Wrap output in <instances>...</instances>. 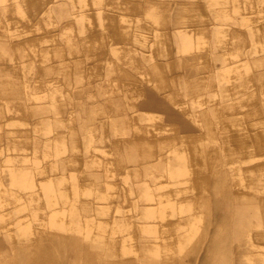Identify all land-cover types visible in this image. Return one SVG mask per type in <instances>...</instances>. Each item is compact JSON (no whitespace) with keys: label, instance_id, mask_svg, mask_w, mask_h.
Here are the masks:
<instances>
[{"label":"rangeland","instance_id":"rangeland-1","mask_svg":"<svg viewBox=\"0 0 264 264\" xmlns=\"http://www.w3.org/2000/svg\"><path fill=\"white\" fill-rule=\"evenodd\" d=\"M62 1L63 7L72 6L68 17H51L48 11L60 0H10L1 6L7 13L15 8L26 16L36 13L40 19L29 23L38 26L39 21L43 30L58 21L63 35L72 33L74 57L62 54L53 61L51 53L63 46L50 40L30 48L38 58L34 67L0 51V99L11 102L7 92L20 90L15 99L24 116L28 112L41 121L31 127L24 118L0 113V199L8 206L0 216L12 214V199L29 190L44 199L49 212L61 215L78 242L98 252L125 249L138 257L129 258L136 264L158 263L162 248L169 264L183 254L197 264H264V249L248 252L240 262L233 249L235 227L221 203L228 194L222 187L251 198L254 183L264 189V149L252 139L264 130V110L251 97H237L252 94L258 80L236 81L228 71H218L209 91L183 97L172 84L179 77L177 50L197 42V29L209 32L211 52L231 57L235 52L226 31L232 27L206 0H157L168 12L161 37L157 29L149 30L143 9L126 8L129 0ZM3 39L0 35V43ZM29 77L45 85L32 90L31 101L23 89ZM249 124L248 153L242 142L231 148L221 144L225 133L246 135L243 127ZM172 137L191 141L187 146L202 158L195 166L202 178L196 191L190 177L171 179L166 158ZM38 142L46 146L39 148ZM174 152L169 159L178 163L180 154ZM243 176L245 182L239 179ZM27 220L25 213L10 216L0 230ZM186 240L192 244L184 250ZM254 240L264 248V238ZM153 251H159L157 260L148 257Z\"/></svg>","mask_w":264,"mask_h":264},{"label":"crops","instance_id":"crops-1","mask_svg":"<svg viewBox=\"0 0 264 264\" xmlns=\"http://www.w3.org/2000/svg\"><path fill=\"white\" fill-rule=\"evenodd\" d=\"M129 1L126 8L143 9L142 12L145 20L150 24L149 30L152 27L157 29L155 35L161 37L160 29L166 27L167 20L165 18L168 15L166 9H160L162 3H159L157 0ZM206 1L216 9V13L220 17L219 19L232 27L231 30L228 29L226 31V37H228V41L235 53L229 57L223 53L217 54L211 52L210 49L213 43L211 44L208 41L209 32L207 29L199 28L193 35L198 37L197 42L194 45L177 50L181 55L180 61L176 63L175 68L179 77H174L172 84L176 89L180 88L182 97L189 94L196 95L203 91L206 93L214 84L213 74L225 70L230 75H234L233 77L236 81L258 80L260 85L258 88L253 86L252 94L247 95L243 92L242 94L239 93L240 95L238 94L237 97L248 99V101L251 97V100L253 98L259 101V109L264 110V0ZM9 2L10 0H0V35L4 38V41L0 43L1 52L12 58L28 60L27 64L34 67L33 65H36L34 60L38 58L34 52L28 53L30 48H33L39 42L50 40L51 43L56 45L60 43L61 47L63 46L58 52L51 53L50 56L53 61L61 58L62 54L74 57L72 33L68 32L66 35H63L62 30L57 28L58 21L52 23L53 27L51 26L50 31L43 30V23L39 21L38 26H32L29 21L35 17L40 19L41 16H35L36 13H28L29 15L26 16L16 8L11 13H7L5 8H1V6H6ZM60 3L49 7L48 11H50L51 17L57 18L59 14L61 17H68L70 15L72 6L65 8L63 7L64 3L62 0H60ZM139 28L144 30L146 26L142 24ZM42 32L43 34H41ZM221 34L225 35L224 32ZM176 35L182 37L183 33L176 32ZM139 36L143 40L146 39L141 33ZM192 79H198L199 84H191L190 80ZM26 80L23 82V89L24 93L28 96V101H31L34 98L32 94L30 95L32 90L43 88L45 85H42V81L36 80L34 77H29ZM19 92L20 90L16 88H12V90L7 92L6 95L10 97H6V99L11 98V102L0 99V113L16 119L24 118V121H27L25 123L31 127L39 124L41 122L40 119L38 118L33 121L30 113L27 112L24 116L22 109L24 106L15 99ZM208 96H213V94H209ZM255 115L254 113L251 118H254ZM251 118L249 120H252ZM251 126L249 124L243 127V133L246 135L238 133H230L228 135L224 132L225 135L222 137L221 144L223 145V142H226L227 147L225 148H231L237 147V144L242 142L246 146L245 153H248L247 142ZM211 134L214 133L211 132ZM252 135L253 143L257 142L264 149V130L259 134L253 133ZM170 139L168 145L173 146V150L169 157L173 156L174 158L176 154L175 150L180 154V162L178 163L176 159L170 160L169 157L166 158L167 161L165 160L170 164L171 170H173V174L170 172L171 179H175L176 175L190 177L192 186H195L191 187V190L196 191V189L201 187L199 182L202 178L195 173V166L200 163L202 158L200 155L195 157L193 150L187 146V143L190 145L191 141L177 137ZM179 144L181 146H178ZM38 146L39 148H43L46 145L44 146L42 142H38ZM27 158L23 155V159ZM44 174L42 173V176L46 177V170ZM239 179L245 182L246 178L243 176L242 179L241 177ZM48 181L50 182V189L55 190L54 188H57L55 181L51 177L48 178ZM207 181L209 182L208 179ZM254 187L256 188H254L252 198L246 195L242 196L238 192H233L229 188L227 189V187H222L221 189V193L228 192L227 195H222L221 203L223 205L226 204L228 207V216L226 218H229V221L231 220L232 225L234 224L236 241L234 240L233 249L236 250V253L240 254L241 263H244V256H247L248 252L264 249L262 248L263 246L254 242V239L260 238L263 240L264 238V231L263 233L258 232L259 235L255 236L256 230H264V189L258 183H254ZM162 199L158 197L156 200L162 202ZM12 200L13 202L16 201L12 207L14 208L12 209L13 213H2L0 223L9 219L10 216L16 217V215H21L22 213L26 214L28 220L22 224L18 221L17 223H13L9 228L0 230V264H136L137 261L133 262L129 258L130 256L134 258L138 257L134 253L130 254V252H126L125 249L116 246L110 247V249L103 247L98 252L95 250V247L78 242L74 234L69 232L72 227H67L64 224L61 215L49 212L50 210H47L45 203H43L44 199L35 197L29 190H23L19 198L14 197ZM183 207L188 208L189 205H184ZM7 208L8 206L0 199V212L7 210ZM150 217L153 216L151 215ZM164 241L169 242V240ZM190 244L192 242L186 240L182 249L186 250L185 246ZM85 247H88L89 250L86 251ZM83 248L85 250H79ZM158 252L153 251L148 257L157 260ZM165 254L164 248L160 249L159 256L161 257V261L158 263L152 262L151 264H169L170 262L164 259ZM176 264H197V262L190 261L188 255L183 254L178 257Z\"/></svg>","mask_w":264,"mask_h":264}]
</instances>
